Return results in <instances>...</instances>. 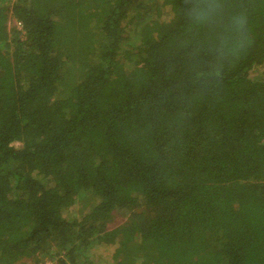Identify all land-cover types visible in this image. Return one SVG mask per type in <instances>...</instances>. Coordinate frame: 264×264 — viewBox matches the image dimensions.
<instances>
[{
  "label": "trees",
  "instance_id": "16d2710c",
  "mask_svg": "<svg viewBox=\"0 0 264 264\" xmlns=\"http://www.w3.org/2000/svg\"><path fill=\"white\" fill-rule=\"evenodd\" d=\"M262 72L264 0H0V264H264Z\"/></svg>",
  "mask_w": 264,
  "mask_h": 264
},
{
  "label": "built area",
  "instance_id": "2783aa9c",
  "mask_svg": "<svg viewBox=\"0 0 264 264\" xmlns=\"http://www.w3.org/2000/svg\"><path fill=\"white\" fill-rule=\"evenodd\" d=\"M19 26V25H17ZM31 264H58L56 261L54 260H50V259H43L37 263H31Z\"/></svg>",
  "mask_w": 264,
  "mask_h": 264
},
{
  "label": "clouds",
  "instance_id": "9594fccd",
  "mask_svg": "<svg viewBox=\"0 0 264 264\" xmlns=\"http://www.w3.org/2000/svg\"><path fill=\"white\" fill-rule=\"evenodd\" d=\"M206 15H207L206 13H204V12H201V14H200V17H199V18H200L201 20H203V19H205V18H206ZM241 24H242V22H241Z\"/></svg>",
  "mask_w": 264,
  "mask_h": 264
},
{
  "label": "rangeland",
  "instance_id": "374dc122",
  "mask_svg": "<svg viewBox=\"0 0 264 264\" xmlns=\"http://www.w3.org/2000/svg\"><path fill=\"white\" fill-rule=\"evenodd\" d=\"M262 73H264V72H262ZM89 203H90V205H91V202H89ZM81 208H82V204H80V210H81ZM80 210H79V211H80ZM84 210H85V209H84Z\"/></svg>",
  "mask_w": 264,
  "mask_h": 264
}]
</instances>
